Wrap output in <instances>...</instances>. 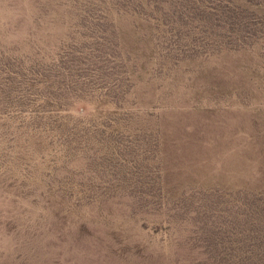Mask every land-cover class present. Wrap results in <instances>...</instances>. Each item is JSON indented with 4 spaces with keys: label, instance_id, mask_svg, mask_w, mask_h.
<instances>
[{
    "label": "rangeland",
    "instance_id": "374dc122",
    "mask_svg": "<svg viewBox=\"0 0 264 264\" xmlns=\"http://www.w3.org/2000/svg\"><path fill=\"white\" fill-rule=\"evenodd\" d=\"M227 1L254 41L178 58L171 3L0 0V264L264 249V0Z\"/></svg>",
    "mask_w": 264,
    "mask_h": 264
},
{
    "label": "trees",
    "instance_id": "16d2710c",
    "mask_svg": "<svg viewBox=\"0 0 264 264\" xmlns=\"http://www.w3.org/2000/svg\"><path fill=\"white\" fill-rule=\"evenodd\" d=\"M199 1L203 0H157V3L172 4L169 9L157 8L156 16L157 21L165 25L171 40H174L173 43L179 51L178 58L201 52L208 54L225 49L244 48L257 37L256 30L250 24L244 10L235 8L227 0H209L211 6L199 8L195 6V3ZM151 14H155V11ZM147 17L150 18V16ZM99 61L97 57H91L89 64L82 61L81 63L87 64L88 67L80 68L78 72L93 73L95 69H92V66ZM49 89L52 88L49 87ZM245 205L252 207V204L248 202ZM256 208L257 206L254 205V210ZM263 216L264 209L260 211V217L263 220L252 217L250 224H264ZM252 234L255 235L257 232ZM252 240V236L243 238L245 242H252ZM205 253L212 264H264V249L260 248H246L238 251L211 250Z\"/></svg>",
    "mask_w": 264,
    "mask_h": 264
}]
</instances>
